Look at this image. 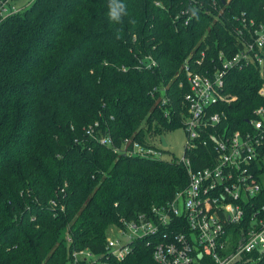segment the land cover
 Listing matches in <instances>:
<instances>
[{
  "label": "trees",
  "instance_id": "16d2710c",
  "mask_svg": "<svg viewBox=\"0 0 264 264\" xmlns=\"http://www.w3.org/2000/svg\"><path fill=\"white\" fill-rule=\"evenodd\" d=\"M181 11L187 25V16L174 21ZM242 15L264 22V0H33L0 24V264H61L73 249L102 254L108 227L150 217L186 187L177 160L124 156L84 130L98 122L97 134L118 148L181 129L189 92L181 65L201 51L204 66L237 52ZM148 56L156 66L139 68ZM223 84L236 101L220 107L221 127L247 130L264 104V54L261 70H231ZM205 152H187L193 169L207 166ZM256 173L251 205L264 216V151ZM149 239L106 264H156ZM249 259L264 264V252L235 264Z\"/></svg>",
  "mask_w": 264,
  "mask_h": 264
},
{
  "label": "built area",
  "instance_id": "2783aa9c",
  "mask_svg": "<svg viewBox=\"0 0 264 264\" xmlns=\"http://www.w3.org/2000/svg\"><path fill=\"white\" fill-rule=\"evenodd\" d=\"M19 1L0 0V24L33 2ZM187 13L181 11L174 21L187 16V25L191 18ZM236 21L239 25L233 32L240 41L237 52L227 57L221 51L210 60L211 66H204L207 54L201 51L199 57L185 59L180 68L189 87L183 98L186 113L180 114L185 152L184 158L177 160L186 169V187L168 205L154 207L150 217L138 215L123 221L120 228L113 226L112 234L106 236L104 253L73 249L61 264H106L110 258L121 262L133 251L132 243L147 237L156 264H235L242 255L264 252V216L251 205L261 190L256 166L264 151V104L252 111L244 131L228 132V127H221L227 116L220 108L236 101L235 96L223 92V78L231 70L242 71L248 66L262 69L264 22L258 24L244 15ZM154 66L151 56L139 60V68ZM199 67L203 70L196 69ZM257 95L264 100V84ZM161 101L164 106L167 99ZM163 117L169 118V113ZM98 128V122L88 125L85 136L124 156L160 160L167 148L161 144L162 137L152 140L148 147L124 140L115 148L109 135L97 134ZM199 147L206 149L208 164L193 169L188 155ZM248 261L238 264L254 262Z\"/></svg>",
  "mask_w": 264,
  "mask_h": 264
},
{
  "label": "rangeland",
  "instance_id": "374dc122",
  "mask_svg": "<svg viewBox=\"0 0 264 264\" xmlns=\"http://www.w3.org/2000/svg\"><path fill=\"white\" fill-rule=\"evenodd\" d=\"M27 0H20L18 3L26 2ZM29 1V0H28ZM159 137H154L151 135L147 141L150 143L152 140L158 139ZM165 142L167 143V148L165 153L163 154L161 160L173 161L178 160L181 161L184 158V145L186 141V135L182 129H177L171 132L165 133L163 136ZM158 160V159H157ZM262 180L264 182V176H262ZM113 231V226L108 227L107 233L110 234ZM112 234V233H111Z\"/></svg>",
  "mask_w": 264,
  "mask_h": 264
},
{
  "label": "clouds",
  "instance_id": "9594fccd",
  "mask_svg": "<svg viewBox=\"0 0 264 264\" xmlns=\"http://www.w3.org/2000/svg\"><path fill=\"white\" fill-rule=\"evenodd\" d=\"M110 7V12H109V17L112 20H118L120 16V12H118L115 8H112L111 4L109 5ZM120 9H123V5H120ZM119 38V37H117Z\"/></svg>",
  "mask_w": 264,
  "mask_h": 264
},
{
  "label": "water",
  "instance_id": "95a60500",
  "mask_svg": "<svg viewBox=\"0 0 264 264\" xmlns=\"http://www.w3.org/2000/svg\"><path fill=\"white\" fill-rule=\"evenodd\" d=\"M161 144H162L163 147H166V146H167V145H166V142H165V140H164L163 137L161 138Z\"/></svg>",
  "mask_w": 264,
  "mask_h": 264
}]
</instances>
